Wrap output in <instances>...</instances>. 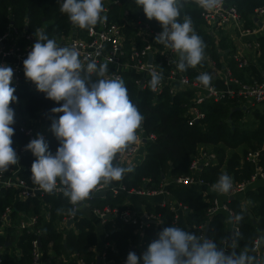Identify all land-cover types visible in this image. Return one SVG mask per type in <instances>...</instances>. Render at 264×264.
I'll return each mask as SVG.
<instances>
[{
    "label": "trees",
    "instance_id": "obj_1",
    "mask_svg": "<svg viewBox=\"0 0 264 264\" xmlns=\"http://www.w3.org/2000/svg\"><path fill=\"white\" fill-rule=\"evenodd\" d=\"M132 0H119L118 3L110 2L107 6L106 17L112 23L122 21L123 12L128 11V19L141 21L148 24L155 31H162L161 25L156 20H148L142 7L130 11ZM62 0H0V36L12 30L20 37L15 45L24 48L28 41L24 35L35 37V32H44L49 38L58 39L67 36L73 28L66 14L59 11ZM225 4L234 6L243 22L251 26L249 16L258 7L264 5V0H224ZM105 0H103V4ZM180 17L183 22L185 15L191 17L195 32L202 38L204 60L195 68L184 71L191 79L202 73H208L211 77L215 71L208 65L211 59L214 67L220 69L225 66L231 74L243 84L261 82L264 73V35L259 38L260 55L247 67H240L232 58L233 50L230 40L222 34L215 40L205 29L202 9L197 7L191 0H179ZM136 26L128 25L125 35H134ZM76 34L84 37L85 30L75 27ZM23 35V36H21ZM13 41H6L5 48H9ZM222 51V53H220ZM108 72L111 69L108 67ZM213 74V75H212ZM138 76L134 73L124 72L122 79L128 90L131 102L144 116V120L137 136L147 137L153 135V140L144 142L145 154L140 163L134 166V172L126 174L123 180L113 182L109 187L122 186L126 191L140 189H157L165 178H174L189 173V165L198 153L200 147L210 148L216 154V160L207 167H202L198 173L206 182L214 184L221 173L226 172L234 181L248 180L255 173V165L245 159L249 151H259L258 166L264 173V104H255L242 108L243 103L238 97L225 98L218 102L208 99L199 104L198 110L203 113V118L189 126L185 116L186 106L192 98L190 91H182L174 94L168 92L164 86L161 94H154L148 85L138 88L134 81ZM215 78V77H213ZM211 82L220 84L219 79ZM95 80V75L92 76ZM150 80H148L149 82ZM15 87V95L18 102L10 106L15 111V134L12 137V147L19 157L16 165L10 166L4 176L15 175L24 180L29 186L33 185L31 177V165L36 159L30 151L21 153V149L30 142L29 138L19 131L21 125L46 127V140L49 151L55 154L58 141L49 130L50 117L53 116L51 109L60 107L52 100L46 99L45 94L38 92L34 84L27 81L24 72L19 73ZM62 103V102H61ZM55 114V118H59ZM118 157V156H117ZM116 163H119L116 161ZM120 164V163H119ZM121 165V164H120ZM122 166V165H121ZM169 192L181 205L187 207L185 212L186 231L199 235V225L206 223L208 230L206 237L213 239L218 245L221 238L226 234L228 214L218 212L208 218L206 209L209 200L214 196L211 192H204L201 187H181L170 185ZM104 197L93 196L88 200L90 209L102 208L108 205L111 208H132V205H122L126 193L118 191L116 194L111 189L104 191ZM142 198V197H141ZM139 198L144 211L160 214V220L151 223L141 233L137 227L124 224L118 218L111 222L110 232L104 239L111 244L106 250V259L114 260L116 264L120 260L127 259L128 253L135 252L140 256L146 251L147 246L157 238L163 228L173 226L174 215L167 208L159 204L152 206L149 202ZM248 202L251 207L248 211L242 203ZM228 207L236 214L244 212V218L239 226V247L245 244L252 246L256 237L264 236V180H257L248 187L244 193L238 194L226 201ZM122 205V207H121ZM10 207L8 224L0 230V264H32V242L38 241L40 258L38 264H84L97 263V248L101 243L97 233L95 219L75 216L70 227H60L67 211L58 214V208L69 205L61 193L46 194L42 199L33 198L18 200L13 188L0 189V217L5 209ZM25 218L35 217L34 229H19V214ZM181 227L178 224H175ZM1 227V223H0ZM183 228V227H181ZM38 231V232H36ZM264 250V246H263Z\"/></svg>",
    "mask_w": 264,
    "mask_h": 264
},
{
    "label": "clouds",
    "instance_id": "obj_2",
    "mask_svg": "<svg viewBox=\"0 0 264 264\" xmlns=\"http://www.w3.org/2000/svg\"><path fill=\"white\" fill-rule=\"evenodd\" d=\"M188 2V0H186ZM206 12L218 9L223 0H191ZM148 20H156L162 31L155 41L170 49L177 57L176 67L184 72L204 60L205 44L195 32L191 17L179 22V0H135ZM59 11L66 14L72 26L92 31L107 19L103 0H62ZM36 42L23 61L24 76L38 92L60 107L51 109L50 131L58 141L55 154L42 135L30 140L25 151L36 159L31 165V181L37 190L46 194L59 192L71 207L57 209L75 216L93 192L123 180L134 172L132 166L116 163L121 154L134 145L144 116L131 102L124 80L107 77L108 64L85 63L75 46H59L44 32H35ZM96 79L93 80L92 76ZM148 87L157 91L162 72H150ZM13 69L0 65V175L19 162L12 147L15 134V111L10 106L18 102L12 87ZM196 82L212 91V77L199 74ZM62 102V103H61ZM245 107V106H243ZM55 114L59 118H55ZM233 189V178L221 173L211 191L227 195ZM244 212L229 216L230 225L238 224ZM240 233L232 230L218 245L203 234L196 235L175 224L163 228L140 256L129 252L126 264H264L255 253L264 246V236L255 244L239 247Z\"/></svg>",
    "mask_w": 264,
    "mask_h": 264
},
{
    "label": "built area",
    "instance_id": "obj_3",
    "mask_svg": "<svg viewBox=\"0 0 264 264\" xmlns=\"http://www.w3.org/2000/svg\"><path fill=\"white\" fill-rule=\"evenodd\" d=\"M110 2L118 3L119 0H105L103 15L106 16L108 11L107 6ZM202 17L204 20L203 29H205L215 40L224 34L231 42L232 45V58L240 67H247L249 64L256 60L260 55V43L259 38L264 35V5L255 9L254 13L249 16L252 23L251 26L246 25L240 18L239 13L234 6L225 4L224 0L222 5L213 12H206L202 9ZM128 25L136 26L134 35L128 37L125 35V28ZM161 31L153 30L148 24L141 21H132L128 19V11L123 12L122 21L120 23H112L106 19L104 23L98 24L92 31L86 30L84 37H79L76 34V30L73 27L67 36L55 39L59 46H75L80 52V58L83 62L87 63L90 60H94L97 65L101 63H107L111 72L107 73L108 78L119 76L122 78L124 72H130L136 74L138 77L135 79L134 84L138 88H145L148 85V80L151 79L150 72L155 70L158 73L162 72L163 79L161 85L158 87L154 94H161L164 86L168 87L170 94L190 91L192 98H190L189 104L186 106L185 116L187 117V123L189 126L198 122L203 118V113L198 110V105L205 99L218 102L225 98L238 97L243 103V106H253L255 104H264V74L261 82H252L249 84H243L236 79L230 72V70L223 63L220 69L215 68V74L213 79H219L220 84L211 82L212 91L199 85L196 80L191 79L186 73L177 69L176 63L178 57L164 45L155 41V37ZM23 36V35H21ZM20 35L14 30H10L0 36V65L10 66L13 69L12 85H16L19 73L24 72L23 61L27 58L28 52L31 50V46L36 42V36L24 35L27 45L24 48L15 45L16 39ZM13 41V44L9 48H5L6 41ZM245 51H252L251 57L245 54ZM222 53V51L220 52ZM14 57L15 61L10 64L5 61L6 57ZM151 59V60H150ZM210 68L214 67V63L211 59L208 60ZM236 87V88H233ZM19 131L32 140L36 138L37 134H40L46 140V127H36L35 122L32 121L31 125H21ZM153 135L143 136V143L147 140H153ZM142 138L138 137L137 142L132 145L125 152L118 154L117 161L122 165L126 159L135 156L140 152V146ZM25 148L21 149V153L25 152ZM259 151H249L246 154L245 159L255 165V173L246 181L237 182L233 180V189L227 195H220L211 191L213 184L206 182L202 177L198 175L202 167L209 166L216 160V154L213 152L198 151V153L192 159L189 165V173L183 176H177L174 178H166L167 182H164L154 190L140 189L126 191L124 187L119 186L116 188H110L109 186L101 191L111 189L114 194L118 191L126 193L127 195L135 196H153L159 195L161 201L158 204L161 207L167 208L173 213V223L177 224L181 214L187 211V207L177 202L173 195L169 192L168 187L170 185L181 187H201L205 191L214 194L209 200L208 207L206 209V215L208 218L212 217L218 212H226L228 216H233V211L228 207L226 201L244 193V191L254 184L257 180H264V173L258 166ZM13 188L15 190V196L18 200H27L38 198L42 199L44 192L37 190L36 186H29L24 180L18 178L15 172L11 176L0 175V189ZM59 192H56L58 194ZM97 192H93L91 198L96 196ZM89 200V199H88ZM88 200L85 202L88 205ZM92 215H94L98 223L102 226H106L108 221L118 218L122 223L133 225L137 227L138 232H142L148 228L151 223L159 222L160 214L147 212L142 210L141 214H137L135 211L125 208L119 209L117 207L111 208L108 205H104L102 208L94 207L90 209ZM10 213V207L5 209V212L0 217L1 227L8 224V217ZM19 229H34L36 223L35 217L25 218L24 214H19ZM76 216V215H75ZM75 216L68 215L63 222L73 220ZM147 220V221H144ZM206 223L199 225L200 234L205 237ZM239 231L237 224L231 225L229 232H226L222 238L230 236L231 231ZM2 231L0 230V233ZM38 232V231H36ZM108 234H106L107 237ZM207 238V237H206ZM221 238V240H222ZM256 237L253 240L255 244ZM110 243H105L104 247L97 253L99 257V264H116L114 260L106 259V250L110 248ZM33 248V262L32 264H38L40 258V252L38 248V241L32 242ZM258 257L264 258L263 246L258 248L255 253ZM1 262V261H0ZM142 263V262H141ZM79 264H84L79 261ZM97 264V263H96ZM118 264H126L125 260H120Z\"/></svg>",
    "mask_w": 264,
    "mask_h": 264
},
{
    "label": "crops",
    "instance_id": "obj_4",
    "mask_svg": "<svg viewBox=\"0 0 264 264\" xmlns=\"http://www.w3.org/2000/svg\"><path fill=\"white\" fill-rule=\"evenodd\" d=\"M247 53V56L248 57H251L252 55V51H245V54ZM6 62L10 63V64H13L15 59L14 57H6L5 59ZM264 74V73H263ZM233 88H236V87H233ZM139 137L142 138L141 140V143L142 145L140 146V152L137 153L135 156L131 157V158H128L126 159L125 162H123L122 166H132L134 168V166H136L138 163H140V161L142 160V158L144 157V154H145V149H144V143L142 142L143 141V136L140 135ZM204 147H200L198 151L200 150H203ZM166 179V178H165ZM168 180H165L164 182H167ZM97 195L96 196H100L101 198L104 197V192L103 191H98L96 193ZM145 197V198H143ZM139 198H141L140 196H135V195H127L125 196V200L123 202L122 205H132V208H128L130 210H132L133 212L135 211L137 214H141L142 213V210L143 209V204H141L142 201L139 200ZM142 198L147 202H149L150 204H152V206L154 205H157L159 201H161V197L159 195H153V196H142ZM141 198V200H142ZM139 202V203H138ZM121 205V207H122ZM242 205L248 209H250L251 205L250 203L248 202H243ZM121 209V208H120ZM76 216L78 217H86V218H93V219H96L97 218L92 215V213L90 212V208L89 206L87 205V203H85V206L82 207L80 209V211H78L76 213ZM185 212L181 214V217L179 219V221L177 222L178 225H180L181 227L185 228L186 229V224H185ZM98 221V220H97ZM112 220L108 221L107 224H109L110 226L113 225V223L111 222ZM98 228H99V232H97L99 234V239L101 240V243L99 245V248H97V253L100 252V250L104 247V244L105 243H108V242H105V238H106V234H109L110 232H112V230L110 228H107V226H102L100 223H98ZM60 227H70V225L68 226L67 225V222H62V224L60 225ZM231 228V225L228 223L227 224V227H226V232L228 233L229 230ZM226 235V234H225ZM111 246V244H110ZM41 264H48V263H41Z\"/></svg>",
    "mask_w": 264,
    "mask_h": 264
},
{
    "label": "rangeland",
    "instance_id": "obj_5",
    "mask_svg": "<svg viewBox=\"0 0 264 264\" xmlns=\"http://www.w3.org/2000/svg\"><path fill=\"white\" fill-rule=\"evenodd\" d=\"M133 1H135V0H132L131 2H130V11H134V9H136V7L134 6V4H133ZM211 69H215V67H213V68H211ZM213 75V74H212ZM36 127H38V128H41V126H36ZM212 150V149H211ZM210 150V148H203V150L202 151H206V152H210L211 151ZM143 198H145V197H143ZM139 203V202H138ZM96 220V219H95ZM95 222V224H96V229H97V232H99V228H98V221L96 220V221H94Z\"/></svg>",
    "mask_w": 264,
    "mask_h": 264
},
{
    "label": "water",
    "instance_id": "obj_6",
    "mask_svg": "<svg viewBox=\"0 0 264 264\" xmlns=\"http://www.w3.org/2000/svg\"><path fill=\"white\" fill-rule=\"evenodd\" d=\"M151 60V59H150ZM246 107H242V108H236V109H234V110H241V109H245ZM144 221H147V220H145L144 219ZM73 223V220H69L68 222H67V225L69 226V225H71ZM208 230V227H206V230H205V235H206V231ZM97 264H99V257H97ZM142 264V263H141Z\"/></svg>",
    "mask_w": 264,
    "mask_h": 264
}]
</instances>
